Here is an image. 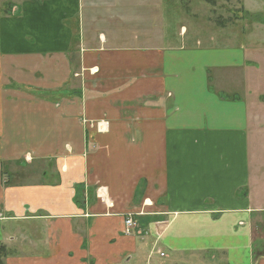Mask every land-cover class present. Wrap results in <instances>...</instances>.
<instances>
[{"label":"crops","instance_id":"1","mask_svg":"<svg viewBox=\"0 0 264 264\" xmlns=\"http://www.w3.org/2000/svg\"><path fill=\"white\" fill-rule=\"evenodd\" d=\"M165 16L162 0H0L4 264H264L248 92L211 81L259 73L187 31L166 44Z\"/></svg>","mask_w":264,"mask_h":264},{"label":"rangeland","instance_id":"2","mask_svg":"<svg viewBox=\"0 0 264 264\" xmlns=\"http://www.w3.org/2000/svg\"><path fill=\"white\" fill-rule=\"evenodd\" d=\"M162 1L166 12L165 19H169V28L163 26L166 44H169L171 39L173 41L171 43L180 44L179 33L187 31L185 37L187 42H193L195 37H201L204 46L227 51V54L231 53L232 49L235 52L244 50V55L241 54L240 57H245L246 65L249 62L250 72L259 73L257 78L243 85L238 82L232 84L233 81L230 79L228 83L226 81L218 85L217 81L214 80V75H211L212 85L216 84L217 88L215 89L217 92L226 94L224 85H227L225 86L227 88L234 85L236 89L243 93L248 92L245 99L250 104L248 106L251 117V123L249 124L250 163L253 168L257 169L264 164V0ZM183 6H185V9H183ZM167 9L170 13L169 16ZM145 25L147 27L149 23ZM184 27L185 30L183 31ZM218 73L215 75L216 78L220 77V72ZM257 117H259L258 121ZM257 137L259 140H257ZM261 186L255 184L254 181L253 188H249V193L252 191L255 195L257 188H261ZM253 233L255 236L253 239L258 238V243H263L261 250L264 252V224L261 229H255ZM4 254H6V251H0L2 257ZM158 258L159 255L154 253L149 261Z\"/></svg>","mask_w":264,"mask_h":264},{"label":"built area","instance_id":"3","mask_svg":"<svg viewBox=\"0 0 264 264\" xmlns=\"http://www.w3.org/2000/svg\"><path fill=\"white\" fill-rule=\"evenodd\" d=\"M134 224L135 223H134V219L133 218H130V217L126 218L125 219V223H124V225H125L124 232L125 233H130L132 231L131 227H133ZM161 255H164V254L161 253Z\"/></svg>","mask_w":264,"mask_h":264},{"label":"trees","instance_id":"4","mask_svg":"<svg viewBox=\"0 0 264 264\" xmlns=\"http://www.w3.org/2000/svg\"><path fill=\"white\" fill-rule=\"evenodd\" d=\"M0 251H6V254H7V250H6L5 246H3L1 244H0ZM6 254H4V255H6ZM0 264H4L3 261H2V256L1 255H0Z\"/></svg>","mask_w":264,"mask_h":264},{"label":"flooded vegetation","instance_id":"5","mask_svg":"<svg viewBox=\"0 0 264 264\" xmlns=\"http://www.w3.org/2000/svg\"><path fill=\"white\" fill-rule=\"evenodd\" d=\"M261 244H263V243H261ZM260 244V248H259V252H260V250H261V248H262V245ZM261 252H263V250H261Z\"/></svg>","mask_w":264,"mask_h":264}]
</instances>
